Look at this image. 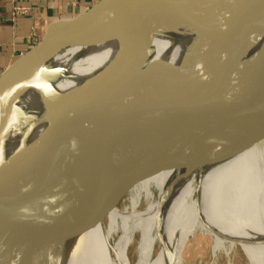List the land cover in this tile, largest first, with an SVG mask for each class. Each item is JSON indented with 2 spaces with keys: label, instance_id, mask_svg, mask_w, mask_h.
Masks as SVG:
<instances>
[{
  "label": "water",
  "instance_id": "water-1",
  "mask_svg": "<svg viewBox=\"0 0 264 264\" xmlns=\"http://www.w3.org/2000/svg\"><path fill=\"white\" fill-rule=\"evenodd\" d=\"M184 1L99 0L84 12L50 24L0 75V223L29 214L40 215L48 229L76 223L91 203L118 201L139 182L173 169L165 162L146 164L143 157L219 162L264 137V51L248 63L246 72L238 64L264 35L260 25L256 36L245 37L241 47H228L224 55L214 49L208 69L165 64V71L160 68L164 74L142 71L154 55L153 38L169 24L173 9L183 11ZM136 13L142 15L148 32L137 29L132 60L113 94L105 101L93 100L68 122L48 128L26 158L7 160L4 143L13 107L36 61L55 45L103 43L106 38L95 32L97 26L132 24ZM201 17L205 24L210 20ZM263 18L264 0H249L242 11L206 33L218 41H231ZM227 67L228 84L225 76L218 77ZM161 83H166L163 92L150 93ZM225 87L228 95L222 96ZM140 89L148 90V95L131 104ZM125 116L132 119L124 123ZM103 179L111 183L100 184ZM51 258L47 263L55 264Z\"/></svg>",
  "mask_w": 264,
  "mask_h": 264
},
{
  "label": "bare ground",
  "instance_id": "bare-ground-1",
  "mask_svg": "<svg viewBox=\"0 0 264 264\" xmlns=\"http://www.w3.org/2000/svg\"><path fill=\"white\" fill-rule=\"evenodd\" d=\"M248 3L249 0L184 1L183 11L173 9L169 24L153 38L154 55L142 71L146 74L153 69L155 74H164L160 68L165 71V64L185 70L198 64L201 70L208 69L214 49L222 50L224 55L228 47H241L245 37L256 36L259 25L264 32L263 18L239 33L238 42L234 37L218 41L206 33ZM133 16L132 24L97 26L95 32L106 38L103 43L55 45L36 61L13 107L7 160L12 161L11 151L14 161L29 156L47 130V123L50 127L64 124L93 100L105 101L113 94L132 60L139 38L137 29L148 32L142 15ZM206 16L210 20L205 24L200 17ZM263 51L264 35L239 61L242 71L246 72L248 63ZM218 75L225 76L227 84L230 82L229 67ZM161 85L150 93L163 92L166 83ZM146 91L140 89L133 94L130 103L142 100L148 95ZM220 94L228 95V89L225 87ZM131 119L125 116L122 121ZM248 149L253 155L260 152L253 175L252 159L248 165L240 160L245 149L207 164L146 156L142 162H165L173 169L139 182L118 201L91 203L79 222L48 229L37 214L5 220L0 223V264H48L49 256L55 264H132L128 249L136 234L139 239L135 264H183L189 238L196 232H206L207 226L213 232L214 253L227 246L223 238L229 239L230 247L234 246L248 224L264 238V137ZM101 183L108 186L111 181L103 179ZM141 200L142 209L138 206ZM160 240L163 247L155 255V245ZM259 248L262 250L260 245Z\"/></svg>",
  "mask_w": 264,
  "mask_h": 264
},
{
  "label": "crops",
  "instance_id": "crops-1",
  "mask_svg": "<svg viewBox=\"0 0 264 264\" xmlns=\"http://www.w3.org/2000/svg\"><path fill=\"white\" fill-rule=\"evenodd\" d=\"M97 1L0 0V75L32 47L50 24L84 12ZM19 8L26 9V13L14 14ZM46 128H50L48 123ZM7 144L8 138L4 143L5 156ZM10 159L14 161L13 151Z\"/></svg>",
  "mask_w": 264,
  "mask_h": 264
},
{
  "label": "rangeland",
  "instance_id": "rangeland-1",
  "mask_svg": "<svg viewBox=\"0 0 264 264\" xmlns=\"http://www.w3.org/2000/svg\"><path fill=\"white\" fill-rule=\"evenodd\" d=\"M251 149H245L241 155L240 160H243L244 165H248L252 159L254 166L253 172L256 171L255 160L260 152L256 155L250 151ZM249 151V152H248ZM247 153V154H246ZM248 162V164H247ZM208 163V162H207ZM206 163V164H207ZM210 165V164H209ZM248 170V171H251ZM253 175V174H252ZM139 208H144L143 200L139 203ZM211 227H206V232H196L193 237L191 236L185 245L183 254V264H261L264 259V238H260L259 234L255 231L252 225H246L244 229L239 233L236 244L230 247L229 239H224L227 245L225 249H220L217 252H213L214 240L211 237ZM139 235L136 234L134 242L128 249V257L132 264H135L137 260V243ZM261 246L262 250L259 248ZM163 247L162 241H158L155 245V255ZM175 264V262L173 263Z\"/></svg>",
  "mask_w": 264,
  "mask_h": 264
},
{
  "label": "built area",
  "instance_id": "built-area-1",
  "mask_svg": "<svg viewBox=\"0 0 264 264\" xmlns=\"http://www.w3.org/2000/svg\"><path fill=\"white\" fill-rule=\"evenodd\" d=\"M26 9H24V8H19V9H16L15 10V12H14V14H16V15H18V14H20V13H26Z\"/></svg>",
  "mask_w": 264,
  "mask_h": 264
}]
</instances>
